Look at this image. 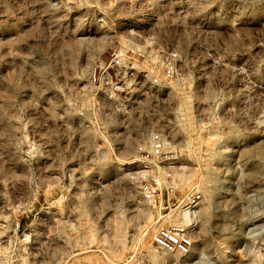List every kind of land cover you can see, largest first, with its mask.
I'll use <instances>...</instances> for the list:
<instances>
[{
	"label": "rangeland",
	"instance_id": "374dc122",
	"mask_svg": "<svg viewBox=\"0 0 264 264\" xmlns=\"http://www.w3.org/2000/svg\"><path fill=\"white\" fill-rule=\"evenodd\" d=\"M262 143L264 0H0V264H150L196 192L158 264H264Z\"/></svg>",
	"mask_w": 264,
	"mask_h": 264
},
{
	"label": "built area",
	"instance_id": "2783aa9c",
	"mask_svg": "<svg viewBox=\"0 0 264 264\" xmlns=\"http://www.w3.org/2000/svg\"><path fill=\"white\" fill-rule=\"evenodd\" d=\"M115 59L114 67L119 68L121 65V60L119 57H116ZM101 66L102 65L100 64V67ZM168 70L171 72V68ZM164 146L165 144L162 135L159 133L153 134L151 148L152 154L155 157L162 156ZM153 171L154 169H150L138 174L139 182L141 183L144 192L147 194V197L150 199H155L158 192L165 188L163 183L160 182L154 174H152ZM200 200L201 195L199 192L190 194L186 197L184 204L181 207L178 206L175 209H171V213L169 215L161 214V216L164 218L167 216H178L180 212L189 209L192 210V218L189 220L188 224H184L181 222V220L177 219L173 223L160 224L157 227L152 236V243L158 250L176 253L180 256H190L192 254L193 246L195 244L193 229L194 209L198 206ZM128 264L145 263L140 262L137 259H132Z\"/></svg>",
	"mask_w": 264,
	"mask_h": 264
},
{
	"label": "bare ground",
	"instance_id": "6f19581e",
	"mask_svg": "<svg viewBox=\"0 0 264 264\" xmlns=\"http://www.w3.org/2000/svg\"><path fill=\"white\" fill-rule=\"evenodd\" d=\"M249 152V151H248ZM250 152L256 153L258 156H264V143H262L261 145L254 147V148H250ZM183 177V176H182ZM213 177V176H212ZM210 178V176H209ZM211 180V179H210ZM212 181V180H211ZM217 181V180H216ZM211 183V182H210ZM216 183V182H215ZM213 186H215L213 184ZM211 187V186H210ZM215 188V187H214ZM210 189V188H209ZM209 191V190H208ZM213 192V191H211ZM210 193V192H209ZM208 194V193H207ZM215 194V192H213V195ZM211 200V198L209 199V201ZM180 218L183 220H185L186 222L190 220L191 215L189 213L188 210L183 211L181 214H179ZM204 219H205V224L204 226L206 227L210 221L211 218V212L209 211H205L204 212ZM182 220V221H183ZM186 224V223H184ZM210 225V224H209ZM151 255L150 256V264H158L159 262H168L170 261V259L172 258L173 253L170 252H166V251H162V252H158L157 250H155L153 247L151 248Z\"/></svg>",
	"mask_w": 264,
	"mask_h": 264
}]
</instances>
